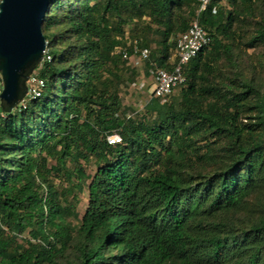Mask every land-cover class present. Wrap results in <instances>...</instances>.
I'll return each instance as SVG.
<instances>
[{
    "label": "trees",
    "instance_id": "obj_1",
    "mask_svg": "<svg viewBox=\"0 0 264 264\" xmlns=\"http://www.w3.org/2000/svg\"><path fill=\"white\" fill-rule=\"evenodd\" d=\"M197 9L196 0L52 2L44 93L20 113L0 106V264H264V90L240 81L242 91L224 92L208 79L220 55L230 58L232 9L200 14L211 44L185 68L178 99L146 106L156 123L127 118L115 84L124 63L115 50L132 54L125 27L143 23L132 39L146 48L155 23L162 53L145 66H164L169 38ZM253 40L264 48V19ZM112 134L120 144H108Z\"/></svg>",
    "mask_w": 264,
    "mask_h": 264
},
{
    "label": "rangeland",
    "instance_id": "obj_2",
    "mask_svg": "<svg viewBox=\"0 0 264 264\" xmlns=\"http://www.w3.org/2000/svg\"><path fill=\"white\" fill-rule=\"evenodd\" d=\"M249 6L247 3L243 8L241 4H237L233 10V6L231 5L230 9L234 12V20L230 30V37L224 39L225 43L231 44L232 46L230 58L227 59L225 56L220 55L216 63L217 75L213 78H208L211 84L213 83L218 87L222 86L224 92H227L225 87H232L235 93L242 91L238 85L240 81L254 84L259 83L264 90V48L261 44L253 40L256 36L258 23L264 19V5L262 0H254L251 6ZM185 14L184 17L187 18L189 16L188 10H185ZM142 24L141 22L136 23L137 27L134 29L131 28L130 31V27H125L123 31V40L125 43H128V39L131 40L133 37H136L138 27ZM147 24L151 30L146 34V40L148 41L146 47L150 49L151 55L158 60L162 53L163 39L160 33L157 32L158 27L155 23L148 21ZM175 32L174 30L173 35L169 38L171 44V48L168 51L169 56L173 54L174 48L172 44L179 35V33ZM128 57L117 68L123 80L115 83L123 105L122 107L125 108L124 113L130 118H144L147 123H156V116L147 113L146 110V106L151 101V88L149 87L148 81H145V78L142 77L145 74V63L147 61L143 62L137 55L133 54ZM157 60H154V62H157ZM138 81H145V88L147 87V89L144 91L137 90ZM230 82L234 83L232 84L233 86ZM179 92L180 89L176 91L174 95L175 99L179 98ZM249 117H252L251 114H247V118L243 116V122H252ZM218 143L219 147L224 146L227 144V139H220ZM87 172L91 173L89 168ZM56 184H58L57 180ZM78 197L79 204L77 205L76 211L79 217H81L87 205V193H80ZM70 221L74 224L77 223L73 218ZM28 240V234H23L17 238L18 243L21 245H26Z\"/></svg>",
    "mask_w": 264,
    "mask_h": 264
},
{
    "label": "built area",
    "instance_id": "obj_3",
    "mask_svg": "<svg viewBox=\"0 0 264 264\" xmlns=\"http://www.w3.org/2000/svg\"><path fill=\"white\" fill-rule=\"evenodd\" d=\"M196 2L198 3V9L195 12V16L191 19L186 31L177 36L173 54L168 56L165 65L159 66L157 62L151 61L147 67L148 75L152 81L150 84L152 88L150 92L151 99H156L160 105L168 104L170 99L174 97L176 91L185 86V68L200 52L208 48L211 44L209 33L200 24V14L209 8L212 14H216L220 8L229 10L231 7V0H196ZM136 23L137 21L135 20L129 29L133 28ZM127 47L131 49L132 54L137 55L141 61L146 62L150 60V49H148V47L140 48L138 39L128 40ZM48 52L47 44L41 62L26 79V95L18 105L15 106L13 111L20 113L26 110L32 101L37 100L43 95L46 88V81L41 78L40 70L45 64H49L52 61ZM115 53L121 55L123 60L129 58V54L125 48L119 47L115 50ZM140 86L142 87L143 84ZM2 89L3 81L0 74V95ZM0 116L3 117V113H0ZM127 118L130 117L128 116ZM107 142L110 145L121 143L117 134L108 136Z\"/></svg>",
    "mask_w": 264,
    "mask_h": 264
},
{
    "label": "water",
    "instance_id": "obj_4",
    "mask_svg": "<svg viewBox=\"0 0 264 264\" xmlns=\"http://www.w3.org/2000/svg\"><path fill=\"white\" fill-rule=\"evenodd\" d=\"M54 0H1L0 106L11 113L26 95L25 82L46 49L42 24Z\"/></svg>",
    "mask_w": 264,
    "mask_h": 264
},
{
    "label": "crops",
    "instance_id": "obj_5",
    "mask_svg": "<svg viewBox=\"0 0 264 264\" xmlns=\"http://www.w3.org/2000/svg\"><path fill=\"white\" fill-rule=\"evenodd\" d=\"M143 19L149 20V18H147V17H141V20H142V21H143ZM157 63H158V62H157ZM142 77L145 78V81H148V83H149V87L151 88L150 84H151L152 81H151V78H150L149 75H148L147 68H146V70H145V74H143ZM145 81H138L139 84L137 85V90H142V91H144V90L147 89V87L145 88ZM138 82H137V83H138ZM141 84H143L142 87L140 86ZM146 86H147V85H146ZM151 91H152V88H151ZM151 91H150V92H151Z\"/></svg>",
    "mask_w": 264,
    "mask_h": 264
}]
</instances>
